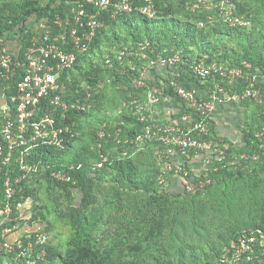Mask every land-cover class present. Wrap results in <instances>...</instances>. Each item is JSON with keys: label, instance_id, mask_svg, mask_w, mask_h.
I'll list each match as a JSON object with an SVG mask.
<instances>
[{"label": "trees", "instance_id": "trees-1", "mask_svg": "<svg viewBox=\"0 0 264 264\" xmlns=\"http://www.w3.org/2000/svg\"><path fill=\"white\" fill-rule=\"evenodd\" d=\"M75 1L0 0V47L15 40L20 46L13 58L14 72L8 74L7 79L2 78L0 66V86L4 89L5 99L10 105L13 106L10 101L11 97L17 93V82L26 72V68L18 65V62L24 61L26 47L37 34L33 25L45 23V26L51 30V36L54 39L60 34H64L69 30L70 10ZM133 1L135 3L144 2V0ZM173 1L155 0V6L158 9V16L155 18H149L137 9L131 13L116 15H113L112 9L105 11L101 17L102 26L91 42L89 50L80 53L75 66L61 74L60 81L66 85L69 92L78 91V95L84 97L90 90L93 93L94 106L90 111L67 112L66 119L62 122L71 124L76 133L75 136H69L65 148L38 143L37 146L29 150L25 158L29 162H37L42 165L44 172L39 176L49 178L68 193L75 190L82 194L81 205L73 208L70 213L74 221V233L64 245H56L50 243L48 239L38 242V232L27 231L21 236L22 246L30 248L26 255H20L21 249L16 245L15 238H9L14 244V249L7 251L0 246V264H157L155 258L148 260L145 251L150 245L151 236L157 235L167 218L171 216L173 201L182 197L202 200L203 197L209 195L210 187L219 188L223 184L226 185L237 180L251 179L252 173L264 180V176H262L264 174V137L258 136V132L264 128V99L260 102L253 98H246L239 102L248 103V105L254 104L259 110L253 121L240 127L241 134H243L241 144H234L231 141L228 143L221 139L214 128V119L211 123L210 133L206 137L207 139L213 138L223 146L226 150L227 160L249 151L259 153V159L245 165L239 163L235 166H224L217 162L218 170L211 167L204 169L199 175L190 170V175H193L195 180L207 178L212 180L197 193H189L183 185L181 189L174 192L170 184H160L158 180L161 173L160 162L159 169L145 176L144 171L140 169L129 150L137 143H119L112 138V135L120 128L123 138L134 137L136 134L145 132L147 123L138 119L137 114L130 108V102L135 99L145 102L149 89L154 85L164 88L167 100L165 102H169L172 107L179 110L175 113L176 117H182L189 110L185 100L177 95L171 85V77L174 72H179L178 80L188 87H195L196 84L212 91L216 81H219L229 91L233 88L227 81H223L224 78L219 74L202 82L201 78L197 77L189 67L194 60L218 58L220 62L227 65H242L244 61H247L253 66H264V32L253 29L251 33L247 30L252 25L253 16L249 8L242 11L246 6L245 3L240 0H232L235 4V15L249 20V25L232 24L219 15L215 9L205 8L203 3L200 6H194L191 0H178V4ZM186 8L187 17L184 19L178 18L174 13L178 9ZM213 13H217L219 17L215 18ZM57 15L63 19L62 25L55 22ZM255 32H258L256 38L253 36ZM257 38L263 40L262 45ZM59 41L62 42V39L59 38ZM145 42L150 43L148 52L145 50L147 56L137 57L135 53L143 51L140 43ZM122 51L125 53L122 58H119ZM159 52L163 55L178 53L182 60L175 67H149L144 78L147 85L134 88L131 82L135 77L140 76V68L148 61V57H154ZM94 55H97L98 58H95ZM107 73L113 75L111 81L114 84L125 85L122 105L113 117L116 123L106 119L109 112L104 106L103 98L101 101L102 95L100 94L103 88L99 84L102 80L101 76L105 77L108 75ZM166 73L167 76H165ZM84 82L85 84H83ZM236 83L235 89L242 91L249 82L239 79ZM262 86L264 90V85ZM46 102L47 99L43 101V104ZM93 117L94 121L91 119ZM1 120L2 114L0 113V123ZM85 120L90 121V127L95 125L92 132H88V135L91 133V140H94V149L92 153H88L87 147L83 146L85 152L77 153L73 150V144L77 140H82V135L85 134L82 130ZM100 130H103L107 135L99 138ZM153 141L156 144V151L157 146L162 143L160 140ZM22 149L24 147L15 152L13 163L9 169L0 173V207L5 204L4 179L6 175L17 176L21 173L20 165L16 159L21 155ZM102 155L106 156L107 160L101 168L93 170L92 165L99 162ZM186 163L188 166L189 161L186 160ZM72 165L75 167L71 168ZM53 169L68 171L73 179L68 182L57 180L51 176ZM26 180L16 183L17 189L12 201L14 211L4 225H13L17 222H20L24 228L34 225L32 214L28 215L29 210L22 211L19 206L29 198L30 192L25 188L27 187ZM97 180H111L117 186L130 187L140 191L141 201L137 204L138 210H135L144 212L139 216L129 215L112 223L105 220L103 225L106 227L104 229L98 226V230L102 232L99 234L104 242L102 244L96 243L94 230L89 226L92 223L88 216L93 202L92 185ZM262 191L264 192V190ZM225 200L222 198L220 201L224 202ZM261 209L258 217L247 222L244 226L261 230L264 234V197ZM243 229L234 230L231 238L219 249H214L213 246L212 248L215 250L213 258L206 260L205 264L214 263L221 255L223 248L236 239ZM127 254H132L133 257H128ZM160 264L187 263L182 260L180 263L167 260L166 262L160 261Z\"/></svg>", "mask_w": 264, "mask_h": 264}, {"label": "built area", "instance_id": "built-area-1", "mask_svg": "<svg viewBox=\"0 0 264 264\" xmlns=\"http://www.w3.org/2000/svg\"><path fill=\"white\" fill-rule=\"evenodd\" d=\"M198 1L207 9H215L232 24H250L249 20L235 15V4L230 0ZM109 9L113 10V15L131 13L137 9L149 18L158 16L155 0H144L143 3H135L133 0H76L70 10L69 30L64 34H60L55 39L52 38L51 30L45 26V23L39 24V29L35 30L37 34L26 47L24 61L18 62V65L26 68V72L17 82V93L10 99L13 106L6 101L5 91L2 88L1 96L4 103L0 105L2 114L0 173L9 169L17 149L24 147L21 155L16 159L21 173L17 176L7 174L4 179L5 204L0 207V246L7 251L14 249V244L9 237L17 232L19 235L15 240L16 245L21 249L20 255H26L30 250L29 247L22 246L21 236L27 231L22 230L20 222L4 225L14 211L12 201L17 189L16 183L44 172L42 165L29 162L25 158L26 154L38 143L65 148L69 136H75L76 133L71 124L62 122L66 119L67 112L90 111L94 106L93 93L90 90L84 97L78 95V91L71 93L66 85L61 83L60 77L64 71L75 66L80 53L89 50L91 42L102 26L101 17ZM55 22L62 25L63 19L57 15ZM140 45L143 51L135 54L137 57H146L145 50L148 52L150 43L145 42ZM124 53L122 51L119 58H122ZM14 54L16 53L6 43L0 47L3 79H7L8 74L14 72L12 67ZM148 58V61L140 68V76L135 77L131 82L134 88L147 85L144 78L149 67H175L182 60L178 53L163 55L159 52L156 56ZM189 67L202 82L219 74L224 78L223 81H227L233 88L229 91L221 82L216 81L215 88L209 95L204 96L198 87H188L180 82L177 78V75H180L179 72H174L171 85L189 107V110L182 115V121L174 116L170 126L164 127L147 112L149 107L160 105L164 99L166 100L164 88L154 85L149 89L145 102L138 99L130 102V108L137 114L138 119L147 123L145 132L136 134L134 137L123 138L120 128L116 130L112 138L119 143L160 140L162 144L156 148V154L161 163L159 183L169 185L171 175L176 174L189 193H197L212 180L211 178L195 180V177L190 175L192 170L189 165L187 166L186 160L193 155H205L208 169L213 167L214 170L219 169L217 162L224 166H235L259 159V153L249 151L240 153L228 161L223 146L213 138L206 137L210 133L212 120L222 106L239 103L246 98L263 101L264 66H253L247 61H244L242 65H227L217 59L201 58L194 60ZM239 79L249 82L242 91L235 89L236 81ZM45 99L47 102L43 104ZM106 135L103 130L99 131V138ZM258 136L264 137V128L258 132ZM106 160L107 157L102 155V159L93 164L92 169L101 168ZM74 167V165L71 166V168ZM199 174L201 172H198ZM51 176L66 182L73 179L72 175L63 169H53ZM46 239V235L39 234L37 241L44 242ZM212 264H264V234L261 230L252 227L244 228L236 239L223 248L219 258Z\"/></svg>", "mask_w": 264, "mask_h": 264}, {"label": "rangeland", "instance_id": "rangeland-1", "mask_svg": "<svg viewBox=\"0 0 264 264\" xmlns=\"http://www.w3.org/2000/svg\"><path fill=\"white\" fill-rule=\"evenodd\" d=\"M191 1L196 6L201 4L198 0ZM230 1L233 3L232 0ZM240 1L246 5L242 11L249 8L253 16L252 25L247 30L251 32L256 29L259 32H264V0ZM173 2L178 4V0ZM180 5H182V2H180ZM187 8L178 9L174 13L178 18L184 19L187 17ZM213 16L215 18L219 17L217 13H213ZM35 25L39 26V24L33 26ZM257 33L255 32V35H253L254 38L257 37ZM257 40L261 45L263 44L261 38H257ZM94 57L98 58L97 55H94ZM214 59L218 60V58ZM107 74L102 77L101 72L102 80L99 84L103 88L100 94L102 95L101 101L103 98L104 106L109 112L106 119L116 123L113 117L122 105L125 85L114 84L111 81L113 75ZM2 91L3 89L0 86V104L2 103ZM165 101L164 99L162 104ZM162 110L161 114L164 120L161 121L164 122L159 123L164 127L170 126L174 117L172 115L168 116V110ZM91 119L94 121V117ZM89 122L83 121L82 130L85 134L82 135V140H77L73 144L74 152H85L83 146L87 147L88 153L93 152L94 140H91V133L88 135V132L93 130L92 128L95 125L93 124V127H90ZM155 146L153 140H146L135 144L129 149L140 169L144 171L145 176L160 168ZM107 180H97L92 185L93 202L88 213L89 220L92 223L89 226L94 230V239L96 243L101 244L104 242L99 235L102 232L98 230V226L104 229L106 227L103 225L105 220L112 223L129 215L139 216L142 213L144 214L142 210L136 211L138 210L137 204L141 201L140 191L130 187L123 188L115 185L111 180ZM25 182L27 183L25 188L30 192L29 198L19 206L22 211L29 210L28 215L32 214L34 224L25 226V231L44 234L50 243L64 245L74 233V221L70 213L73 208L81 205L82 194L75 190L68 193L67 190L52 182L49 178H43L39 175H33ZM171 189L177 192L175 187ZM209 190L210 196H205L202 200L200 198L182 197L172 202L173 212L171 216L167 220L165 218L166 222L161 230H157V235L151 236L150 245L145 251L148 260L155 258L157 264H160V261L166 262L167 260L177 263L182 260L187 264H205L206 260L213 258L215 253L213 246L214 249H219L231 238L234 230L245 228L244 225L257 218L262 210L264 180L253 173L251 179L237 180L226 185L223 184L219 188L210 187ZM222 198L226 200L221 202ZM94 225L95 227H93ZM127 256L133 257L132 254H127Z\"/></svg>", "mask_w": 264, "mask_h": 264}, {"label": "crops", "instance_id": "crops-1", "mask_svg": "<svg viewBox=\"0 0 264 264\" xmlns=\"http://www.w3.org/2000/svg\"><path fill=\"white\" fill-rule=\"evenodd\" d=\"M35 30L39 29L40 26L35 25ZM14 53L18 52L20 46H18V41H11L6 43ZM167 74V73H166ZM168 75V74H167ZM195 87L199 88V91L207 96L211 93L210 90L204 89L195 84ZM1 101L4 103V100ZM162 106V108H160ZM162 109L168 110V116H175L176 112H179L175 107H172L169 102H165L164 104H158L156 106H151L147 109V112L152 115V117L158 122H164L162 118L161 112ZM259 110L256 109L254 104L248 105V103H238V104H227L222 106L214 117V128L216 129L220 138L228 143L241 144L243 142V134L242 129L245 123H250L257 117ZM259 115V114H258ZM175 118V117H174ZM182 121V117H180ZM231 141V142H230ZM190 169L196 173L202 172L204 169H208L207 165V157L203 154H195L189 160ZM191 162V164H190ZM202 166V167H200ZM169 184L171 187H175V189L182 188V181L180 177L176 174H172L169 180ZM22 230L25 231L24 226H22ZM19 233H13L9 238L18 237Z\"/></svg>", "mask_w": 264, "mask_h": 264}]
</instances>
